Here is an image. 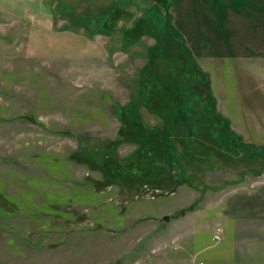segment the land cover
Wrapping results in <instances>:
<instances>
[{
	"label": "rangeland",
	"instance_id": "rangeland-1",
	"mask_svg": "<svg viewBox=\"0 0 264 264\" xmlns=\"http://www.w3.org/2000/svg\"><path fill=\"white\" fill-rule=\"evenodd\" d=\"M218 1L0 0V264H148L179 231L264 264V61L218 57Z\"/></svg>",
	"mask_w": 264,
	"mask_h": 264
},
{
	"label": "crops",
	"instance_id": "crops-1",
	"mask_svg": "<svg viewBox=\"0 0 264 264\" xmlns=\"http://www.w3.org/2000/svg\"><path fill=\"white\" fill-rule=\"evenodd\" d=\"M207 8H212V12L220 16V48L217 55L222 61H264V0H220ZM191 52L194 54L193 50ZM207 56L200 50L195 55L198 62L207 60ZM160 234L157 232L155 238L159 240ZM168 238L178 246H170L171 241L166 246L161 241L158 247L143 253V256L147 255L148 264L159 262L158 256H165L163 260L167 264H238L235 236L232 238L228 233L223 234L221 242L215 244L210 235L196 232L179 231Z\"/></svg>",
	"mask_w": 264,
	"mask_h": 264
},
{
	"label": "trees",
	"instance_id": "trees-1",
	"mask_svg": "<svg viewBox=\"0 0 264 264\" xmlns=\"http://www.w3.org/2000/svg\"><path fill=\"white\" fill-rule=\"evenodd\" d=\"M147 19H150V17L149 16H147ZM163 35H160V37L158 38L159 39V41L161 40V38H164L163 40V42L161 43V47H160V44L157 46V48L155 49L156 51L157 50H161V49H163V51L165 50H167L168 49V51L170 50V47H169V45H170V43H171V34H172V31H174L172 28H171V26L169 25V22L167 23V22H164L163 23ZM162 36V37H161ZM135 38H130V37H127V38H125L126 39V41H134V39H137V37H140V35H139V33H136L135 34V36H134ZM176 37H178V35H176ZM162 51V52H163ZM167 53V52H166ZM169 54V52L167 53V55ZM170 55V54H169ZM169 58H171V57H173V56H168ZM154 86H156V84L154 83L153 84V86H152V88L154 87ZM150 90V89H149ZM148 90V91H149ZM200 103H202V102H200ZM202 124V123H201ZM213 127L215 126V125H212ZM157 128H159V127H157ZM213 131L215 130L216 131V127L215 128H213L212 129ZM145 132H147V131H145ZM161 130H152V132H149V133H147V135L146 134H144L143 135V138L141 139V140H143V142H151L152 143V145L151 144H145L142 148H144V147H146V151H145V153H144V157H146V158H149L150 156L151 157H155L154 159H157V160H162L163 159V161L165 162V158H164V149L162 148V151H161V138H162V134H161ZM145 136V137H144ZM224 143V142H223ZM154 144H157V145H159V147L157 148L158 149V151H160L159 153L158 152H156V153H152L151 151H153V148H152V146H154ZM151 150V151H150ZM158 153V155H156ZM165 164H166V162H165ZM147 167H149V166H147Z\"/></svg>",
	"mask_w": 264,
	"mask_h": 264
},
{
	"label": "built area",
	"instance_id": "built-area-1",
	"mask_svg": "<svg viewBox=\"0 0 264 264\" xmlns=\"http://www.w3.org/2000/svg\"><path fill=\"white\" fill-rule=\"evenodd\" d=\"M213 241H214V242H219V241H220V236H219V234H215V235L213 236Z\"/></svg>",
	"mask_w": 264,
	"mask_h": 264
}]
</instances>
